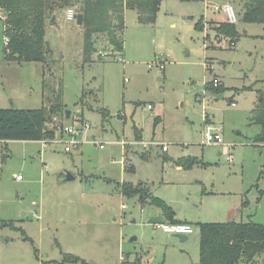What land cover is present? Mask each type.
I'll return each mask as SVG.
<instances>
[{"label":"rangeland","instance_id":"rangeland-1","mask_svg":"<svg viewBox=\"0 0 264 264\" xmlns=\"http://www.w3.org/2000/svg\"><path fill=\"white\" fill-rule=\"evenodd\" d=\"M227 1L239 16L241 0H214ZM68 7L77 8H59L45 22V64L5 59L0 20V107L47 108L45 88L70 111L47 121L53 138L0 141V219L7 223L0 264H128L136 253L140 264H198L199 229L180 241L149 224L160 208L120 194L124 181L144 183L192 223L262 222L264 143L251 140L259 132L251 117L264 96V23L238 17L231 47L208 22L224 20L223 12L206 1L161 0L153 23L125 11L122 52L96 34L89 61ZM200 16L208 22L202 29ZM211 82L224 89L207 88ZM76 114L89 127L66 152L59 124L80 128ZM208 125L221 127L223 144L205 142ZM189 156L197 162L182 167L178 160ZM64 171L74 178L61 180ZM256 263L264 264V254Z\"/></svg>","mask_w":264,"mask_h":264},{"label":"trees","instance_id":"trees-1","mask_svg":"<svg viewBox=\"0 0 264 264\" xmlns=\"http://www.w3.org/2000/svg\"><path fill=\"white\" fill-rule=\"evenodd\" d=\"M197 2L203 0H181ZM161 0H0V20L2 21L3 43L2 53L5 59L18 62H37L45 64L50 51L44 40L46 20L53 21L54 12L66 6H77V13L83 14L84 59L91 60L95 48L96 34H105L107 42L113 50L122 52L124 29V13L127 9L135 10L138 21L153 23L159 11ZM239 18L247 23H264V0H241ZM213 30L231 39L230 46L235 44L239 33L235 24L227 21L214 22ZM214 22V23H213ZM203 16L195 26L203 28ZM43 72V77H44ZM44 86V80H43ZM207 88L216 92L223 90L222 84L207 83ZM53 91L50 90L49 94ZM45 91L43 100L50 103L37 108H2L0 107V141L10 140H48L53 138L55 131L47 127L52 115L65 113L62 98L52 103ZM251 122L259 125V132L251 139L253 142L264 143V96L255 106ZM159 117L155 118L157 122ZM143 158H147L141 155ZM184 168H190L197 162L187 157L178 160ZM117 191L129 197H137L144 204L147 200L158 206L166 220L185 222L175 217L173 208L163 199L154 196L150 188L142 182L132 184L124 181L117 186ZM1 226H7L0 219ZM200 232L198 264H254L264 254V220L260 223L248 221L196 222ZM76 258L74 261H77ZM128 264H140L139 260ZM258 264V263H256Z\"/></svg>","mask_w":264,"mask_h":264},{"label":"built area","instance_id":"built-area-1","mask_svg":"<svg viewBox=\"0 0 264 264\" xmlns=\"http://www.w3.org/2000/svg\"><path fill=\"white\" fill-rule=\"evenodd\" d=\"M206 1L208 5H210L215 11L223 12L225 19L224 21H227L228 23L231 24H236L238 21V13L234 6L229 2H224L223 4H217L214 2V0H203ZM76 13L77 11L73 7H68L66 9V18L68 20H76ZM7 41V37H4V42ZM235 44H232L231 47H233ZM156 66H159L160 68H163L164 65L163 63H155ZM151 67V65H149ZM217 83H214L216 85ZM231 105H234L232 103ZM151 108V106H148ZM74 122L78 121L81 122L80 128L76 127L74 123L72 125H62L61 123L59 124V127L61 129V133L63 132L65 135L68 136V139L65 141L64 145V150L66 152H70L71 148H75L79 145V142L77 140V135L79 133V129L88 128L89 125L85 123L81 116L79 114H76L74 116ZM221 127L217 126H211L208 125L206 127V131L204 132V140L207 143H215V144H223L222 140V135H221ZM95 143V142H94ZM99 148H103V144L100 143L98 144ZM147 147V144H144V148ZM162 149L166 151L168 148L166 145H163ZM17 179L20 178V175L16 176ZM158 227H160L164 232L170 233V234H185V235H190L194 231V225L189 223V222H170L168 220H165L161 224H156Z\"/></svg>","mask_w":264,"mask_h":264},{"label":"water","instance_id":"water-1","mask_svg":"<svg viewBox=\"0 0 264 264\" xmlns=\"http://www.w3.org/2000/svg\"><path fill=\"white\" fill-rule=\"evenodd\" d=\"M76 23L78 25H82L83 23V14L82 13H76ZM10 108H14V104L12 103ZM70 116V111L66 110V116L65 117H69ZM74 178V175H72L70 172L68 171H64L63 173L60 174V179L61 180H71ZM165 216L163 215H158V216H150L148 223L149 224H161L165 221ZM174 236L178 237L180 239V241H185L187 239V235L185 234H175Z\"/></svg>","mask_w":264,"mask_h":264},{"label":"crops","instance_id":"crops-1","mask_svg":"<svg viewBox=\"0 0 264 264\" xmlns=\"http://www.w3.org/2000/svg\"><path fill=\"white\" fill-rule=\"evenodd\" d=\"M208 22H210V21H208ZM207 21H204V24L206 25L207 23H208ZM205 27V26H204ZM233 103V102H232ZM231 103V104H232ZM138 137H140V134L138 133ZM152 193V192H151ZM155 196V195H154ZM158 197V196H157ZM160 198V197H159ZM146 202H148V201H146ZM246 202H244L243 201V203H242V205H244ZM151 216H158V215H163L164 216V214H163V212L161 211V209H159V210H157V211H154V212H152V214H150ZM176 217V216H175ZM177 218V217H176ZM165 219H166V217H165ZM177 219H179V218H177ZM179 220H182V219H179ZM184 221L185 222H189V223H191V224H195V223H192L191 221H188V220H186V219H184ZM197 222H200V221H197ZM195 226V225H194ZM170 234V233H169ZM173 235H175V234H173ZM139 260V261H141V256H139L137 253H136V256H135V258L134 259H132V260H129L128 258L127 259H125V260H127V262L129 261V262H132V261H134V260Z\"/></svg>","mask_w":264,"mask_h":264}]
</instances>
